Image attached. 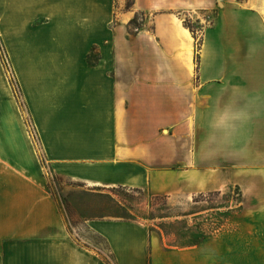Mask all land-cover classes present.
<instances>
[{
	"label": "crops",
	"instance_id": "crops-1",
	"mask_svg": "<svg viewBox=\"0 0 264 264\" xmlns=\"http://www.w3.org/2000/svg\"><path fill=\"white\" fill-rule=\"evenodd\" d=\"M220 2L198 50L183 18L161 12ZM140 9L154 27L131 34ZM114 21V0H0V34L55 173L95 191L83 193L124 186L183 201L257 173L247 165L264 163L248 155L264 133V0H136ZM40 164L32 141H0V264H110ZM247 213L239 236L176 247L116 214L85 226L114 264H246Z\"/></svg>",
	"mask_w": 264,
	"mask_h": 264
},
{
	"label": "rangeland",
	"instance_id": "rangeland-1",
	"mask_svg": "<svg viewBox=\"0 0 264 264\" xmlns=\"http://www.w3.org/2000/svg\"><path fill=\"white\" fill-rule=\"evenodd\" d=\"M129 1L114 0V24L120 23L123 11L135 9L136 0H132V6L127 7ZM220 7L223 5L219 3L213 10L198 9L192 13L181 10L161 12L173 13L183 18L184 23L187 18L192 20L196 29L198 50L203 27L214 22ZM137 13L139 14L137 23L130 25L129 22L127 25L129 33L136 34L143 28L154 27V12L140 9L135 12V15ZM96 60L98 57L96 53H93L91 61ZM0 93L2 94L0 97V141L33 142L40 158L41 172L47 175L48 187L56 193L62 211L73 225L84 224L82 227L86 231L82 233L91 242V244L88 243L89 246H96L102 250L100 252L108 263L114 264L113 256L108 251L105 240L99 235L91 234L85 226V220L115 214L132 218L144 223L151 235L164 238L169 247H176L199 242L208 236L226 238L239 236L237 227L242 219L239 214L243 216L246 209L248 213L244 220L246 228L243 229V235L247 238V245L242 246V254L246 252V264H264V163L248 164V172L257 173L249 176L241 186L232 184L227 189L197 194L185 201L167 195H156L149 189L124 186L96 188L104 192L95 194L86 192V194L82 191L94 189L91 187L87 189L76 183L62 180L47 160L25 91L1 34ZM260 137L262 140L252 141L249 144L248 155L253 160L264 162V133ZM253 176H257L258 179ZM216 248L218 250L223 248L224 252L226 249H232L233 253L239 245H216Z\"/></svg>",
	"mask_w": 264,
	"mask_h": 264
},
{
	"label": "trees",
	"instance_id": "trees-1",
	"mask_svg": "<svg viewBox=\"0 0 264 264\" xmlns=\"http://www.w3.org/2000/svg\"><path fill=\"white\" fill-rule=\"evenodd\" d=\"M132 4H133V1L130 0L128 2V4H127V7H131ZM138 18H139V14L137 13L135 15V17L130 21V25H135L137 23V21H138ZM185 25L191 30V32L193 33V35L195 36V38H197L195 25H193L192 20L190 18H187L185 20ZM199 44H201V40H200Z\"/></svg>",
	"mask_w": 264,
	"mask_h": 264
},
{
	"label": "water",
	"instance_id": "water-1",
	"mask_svg": "<svg viewBox=\"0 0 264 264\" xmlns=\"http://www.w3.org/2000/svg\"><path fill=\"white\" fill-rule=\"evenodd\" d=\"M220 4H221V2H220Z\"/></svg>",
	"mask_w": 264,
	"mask_h": 264
}]
</instances>
